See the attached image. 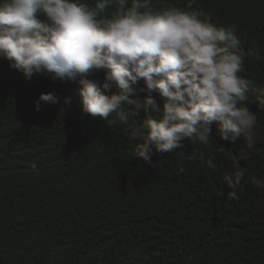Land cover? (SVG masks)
Masks as SVG:
<instances>
[{
  "label": "trees",
  "instance_id": "16d2710c",
  "mask_svg": "<svg viewBox=\"0 0 264 264\" xmlns=\"http://www.w3.org/2000/svg\"><path fill=\"white\" fill-rule=\"evenodd\" d=\"M187 10L236 26L245 51L258 46L260 58L246 57L240 75L264 87V0H193ZM77 88L41 73L26 79L0 59V264H264V108L251 94V150L213 126L207 144L185 139L149 162L135 156L141 141L132 135L143 111L128 123L93 118ZM49 92L58 102L41 101L37 111ZM234 160L245 175L233 189L223 177L235 176Z\"/></svg>",
  "mask_w": 264,
  "mask_h": 264
},
{
  "label": "clouds",
  "instance_id": "9594fccd",
  "mask_svg": "<svg viewBox=\"0 0 264 264\" xmlns=\"http://www.w3.org/2000/svg\"><path fill=\"white\" fill-rule=\"evenodd\" d=\"M192 2L181 8L153 0H0V59L29 80L41 73L76 83L82 111L93 118L115 114L128 123L143 111L132 135L141 141L135 156L145 161L182 148L185 139L207 144L213 126L222 140L243 137L251 150L258 124L245 102L251 94L264 108V87L240 73L246 57L260 58L259 47L245 51L236 26L217 27L210 14L187 10ZM100 71L103 81L91 78ZM41 101L58 97L42 93L37 111ZM233 163L235 176L223 179L234 189L245 173ZM31 171L39 174L35 162Z\"/></svg>",
  "mask_w": 264,
  "mask_h": 264
}]
</instances>
